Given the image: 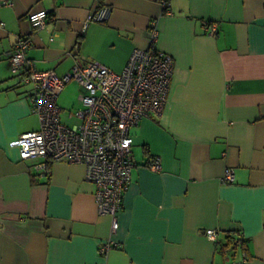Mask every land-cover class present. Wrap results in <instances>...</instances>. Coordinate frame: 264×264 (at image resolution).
<instances>
[{
  "label": "crops",
  "instance_id": "0c3cea01",
  "mask_svg": "<svg viewBox=\"0 0 264 264\" xmlns=\"http://www.w3.org/2000/svg\"><path fill=\"white\" fill-rule=\"evenodd\" d=\"M105 7V22L86 24ZM45 10L33 28L28 16ZM150 29L173 58L170 93L131 131L135 166L113 232L85 166L41 175L10 145L40 121L9 55L26 37L35 71L61 79L97 62L121 73L150 48ZM227 233L246 244L224 256ZM0 264H264V0H0Z\"/></svg>",
  "mask_w": 264,
  "mask_h": 264
},
{
  "label": "built area",
  "instance_id": "2783aa9c",
  "mask_svg": "<svg viewBox=\"0 0 264 264\" xmlns=\"http://www.w3.org/2000/svg\"><path fill=\"white\" fill-rule=\"evenodd\" d=\"M110 8H102L87 19L86 24L105 22ZM48 11H34L28 16L33 28L46 25ZM150 48L135 50L121 73L99 63L76 64L71 74L59 79L53 72H38L26 54L30 39L22 37L14 45L9 61L14 72L23 70V82L33 86L31 107L40 121L37 131H29L10 145L19 149L23 161L33 160L38 174L49 175L54 163L81 164L86 168L87 181L95 186L98 213L112 219V229L119 225L117 212L131 183L134 139L131 131L145 118L159 115L167 104L173 73V58L156 48L158 31L150 29ZM216 28L211 29L214 35ZM78 82L84 108L74 118L77 123L67 126L60 119L57 100L67 82ZM72 118V116H70ZM150 168L159 171V160ZM225 182L234 181L233 170L227 169ZM207 236L216 240L218 232L208 230ZM114 244L100 245L106 254Z\"/></svg>",
  "mask_w": 264,
  "mask_h": 264
},
{
  "label": "rangeland",
  "instance_id": "374dc122",
  "mask_svg": "<svg viewBox=\"0 0 264 264\" xmlns=\"http://www.w3.org/2000/svg\"><path fill=\"white\" fill-rule=\"evenodd\" d=\"M80 88L81 87L78 82H67L64 90L59 95V99L57 102L58 107H61L62 109V112L60 114L62 123L70 127L78 122L77 118L73 117L75 113L78 110H82L84 108V106H82V102L80 101ZM70 116H72V118H70Z\"/></svg>",
  "mask_w": 264,
  "mask_h": 264
},
{
  "label": "trees",
  "instance_id": "16d2710c",
  "mask_svg": "<svg viewBox=\"0 0 264 264\" xmlns=\"http://www.w3.org/2000/svg\"><path fill=\"white\" fill-rule=\"evenodd\" d=\"M216 244L218 246L219 253L226 256L227 254H233L238 247L242 248L246 242L244 239L234 236V234L227 233L225 239L217 241Z\"/></svg>",
  "mask_w": 264,
  "mask_h": 264
},
{
  "label": "bare ground",
  "instance_id": "6f19581e",
  "mask_svg": "<svg viewBox=\"0 0 264 264\" xmlns=\"http://www.w3.org/2000/svg\"><path fill=\"white\" fill-rule=\"evenodd\" d=\"M212 30H213V28H212ZM153 160H154V159H153ZM151 162H152V161H150L149 163L151 164ZM133 163H134V162H133ZM149 166H150V165H149Z\"/></svg>",
  "mask_w": 264,
  "mask_h": 264
}]
</instances>
